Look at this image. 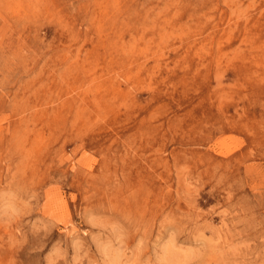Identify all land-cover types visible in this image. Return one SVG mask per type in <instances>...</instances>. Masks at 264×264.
<instances>
[{
  "label": "rangeland",
  "instance_id": "rangeland-1",
  "mask_svg": "<svg viewBox=\"0 0 264 264\" xmlns=\"http://www.w3.org/2000/svg\"><path fill=\"white\" fill-rule=\"evenodd\" d=\"M17 1L0 264H264V0Z\"/></svg>",
  "mask_w": 264,
  "mask_h": 264
},
{
  "label": "bare ground",
  "instance_id": "bare-ground-1",
  "mask_svg": "<svg viewBox=\"0 0 264 264\" xmlns=\"http://www.w3.org/2000/svg\"><path fill=\"white\" fill-rule=\"evenodd\" d=\"M19 1V0H18ZM17 1V2H18ZM115 1V0H114ZM172 1V0H171ZM170 1V2H171ZM72 2V1H71ZM220 2V1H219ZM230 3V2H229ZM9 4H11V3H9ZM223 5V4H222ZM72 6V5H71ZM151 6V5H150ZM168 8H169V6H168ZM163 11V10H162ZM75 12V11H74ZM20 14V13H19ZM96 15V14H95ZM95 17V16H94ZM166 18V17H165ZM169 19V18H168ZM65 24V23H64ZM104 26V25H103ZM35 33V32H34ZM160 33V32H159ZM161 36V35H160ZM149 38V37H148ZM172 39V38H171ZM158 43V42H157ZM134 44V43H133ZM176 63V62H175ZM170 64V63H169ZM171 65V64H170ZM172 66V65H171ZM69 70V69H68ZM91 72V71H90ZM72 73V72H71ZM89 73V72H88ZM149 93V92H148ZM96 102V101H95ZM96 103H98V102H96ZM89 109H91V108H89ZM158 114V113H157ZM153 119V118H152ZM208 148V147H207ZM213 156V155H212ZM211 157V156H210ZM162 185V184H161Z\"/></svg>",
  "mask_w": 264,
  "mask_h": 264
}]
</instances>
